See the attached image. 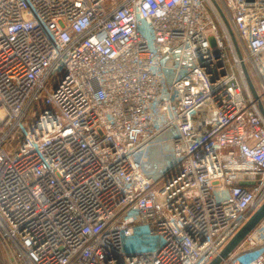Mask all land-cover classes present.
<instances>
[{"label":"built area","instance_id":"1","mask_svg":"<svg viewBox=\"0 0 264 264\" xmlns=\"http://www.w3.org/2000/svg\"><path fill=\"white\" fill-rule=\"evenodd\" d=\"M243 65L264 104V0H0V264H209L264 204Z\"/></svg>","mask_w":264,"mask_h":264},{"label":"water","instance_id":"2","mask_svg":"<svg viewBox=\"0 0 264 264\" xmlns=\"http://www.w3.org/2000/svg\"><path fill=\"white\" fill-rule=\"evenodd\" d=\"M252 2L254 0H248ZM247 82L253 97L258 101L259 109L264 117V104L259 100L258 92L250 78L247 68L243 65ZM247 185V183H242ZM264 220V204L256 210L248 221L241 227V229L235 234L230 242L223 248L218 256H216L209 264H220L230 254H232L238 246L244 241V239Z\"/></svg>","mask_w":264,"mask_h":264},{"label":"rangeland","instance_id":"3","mask_svg":"<svg viewBox=\"0 0 264 264\" xmlns=\"http://www.w3.org/2000/svg\"><path fill=\"white\" fill-rule=\"evenodd\" d=\"M161 187H162V185H159V186H158V188H161Z\"/></svg>","mask_w":264,"mask_h":264}]
</instances>
